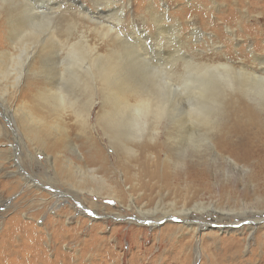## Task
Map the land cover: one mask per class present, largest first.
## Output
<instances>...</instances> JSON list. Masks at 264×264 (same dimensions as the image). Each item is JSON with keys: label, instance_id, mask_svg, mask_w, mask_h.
<instances>
[{"label": "rangeland", "instance_id": "374dc122", "mask_svg": "<svg viewBox=\"0 0 264 264\" xmlns=\"http://www.w3.org/2000/svg\"><path fill=\"white\" fill-rule=\"evenodd\" d=\"M8 2L0 9V51L20 48L21 43L22 54L26 48L31 54L21 95L15 98L10 91L7 96L9 113L0 132V264L70 263L77 242L60 243L61 252L70 255L63 263L55 260L49 241L50 226H58L60 220L68 227L82 225L78 244L88 254L71 264H182L186 257L190 264H264V110L253 92L224 88L219 82L215 95L208 91L202 96L194 93L199 82H193V77L210 83L221 80L210 67L218 62L264 78V0ZM211 70L210 77H200ZM158 75L159 91L170 111L201 108L212 113L208 128H195L197 135L212 139L214 149L191 150L184 126L163 128L155 141L150 133L128 141L135 153L111 140L115 138H110L102 119L116 108V94L129 84L135 89L141 84L151 87ZM59 89L66 108L55 111L51 94ZM135 97L133 93L130 100ZM22 104L26 111L34 108L48 119L52 127L44 132L45 138H35L14 114ZM245 108L256 114L255 122L247 118ZM166 132L172 145L167 144ZM220 141L249 142L252 155L237 158L222 148L228 161L238 162L231 167L215 153ZM16 160L31 181L22 176ZM145 165L158 175L149 178ZM75 166L105 179L107 188L91 179L81 183L78 177L84 174L77 177ZM110 186L128 199L145 192L149 200L138 205L146 209L160 202L167 207L171 202L178 207L210 205L194 211L203 215L200 219L218 221L198 230L202 258L196 259L198 244L187 230L172 240L165 234L170 225L180 223L177 220L164 219L152 227L146 221L116 218L113 214L121 205L110 195ZM75 199L98 216L85 213ZM124 209L130 216H142L134 206ZM101 214L107 218L101 219ZM156 215L163 214L159 210L145 218ZM231 222L243 228L231 225L217 231L218 225L225 228Z\"/></svg>", "mask_w": 264, "mask_h": 264}, {"label": "bare ground", "instance_id": "6f19581e", "mask_svg": "<svg viewBox=\"0 0 264 264\" xmlns=\"http://www.w3.org/2000/svg\"><path fill=\"white\" fill-rule=\"evenodd\" d=\"M8 1L10 0H0V9L4 7ZM7 2V3H6ZM12 34V33H11ZM33 33H31L32 35ZM13 40L15 39V36H12ZM12 37L8 36V40H12ZM26 37V36H25ZM28 37V36H27ZM23 38V37H22ZM10 45V44H9ZM20 48L15 45L14 48L10 49H3L0 51V106L2 108H5L6 111H2L0 109V132L5 129L6 123L5 118L8 117V107H7V96L9 92L11 91L15 96V98H19L22 92V79L24 77V70L26 67V61L30 57V50L26 48V52L22 54L25 49L21 48V43H18ZM12 46V45H11ZM264 64V61L262 62ZM210 67L214 68V72L218 73L222 76V79L219 80L217 83H210L207 81L202 80L199 78L198 80L193 77L194 85L198 81L199 84L195 85L194 88L196 89L194 91L195 94L199 93L202 96H205L206 93L211 92L212 95H215L219 90H217V85L219 82L220 84L224 83L225 86L229 88H236L240 91L245 92H253L255 95L256 100H258L259 104L261 105L262 109L264 110V78L256 75L255 71H248L244 69L243 67L233 66L229 63H221L218 62L217 64H211ZM264 70V67L261 68ZM211 71H204L201 73L200 77H210ZM159 78L156 80V82L151 87H146L145 85L141 84L138 89H135L132 84H129L128 87L123 89V91H120L115 96V106L116 108L112 112H108L105 114L104 118L102 119L105 122L106 128L108 132H110L112 135L109 134L110 138L114 137L115 139H111L113 141L119 142V144H122L123 148H125L126 152H136L134 148L129 147L128 141H135L137 139H142L146 133H150L149 139L152 141H155L158 139L162 134V129L165 128L168 130L171 127H178V126H184L186 127V133L187 137L186 140L189 143V146L191 150L198 152L203 146H210L212 149H214L213 141L210 139L206 134H196V128L195 127H202L206 126L207 128L209 125H211V115L212 113L210 111L204 110V109H197L193 110L190 109L185 112H175L170 111L167 107V100L162 95L163 92L159 91L160 88V79L162 78L160 75H158ZM182 76V74H181ZM247 77V78H244ZM165 80V76L163 77ZM192 79V78H190ZM166 81V80H165ZM183 83V82H182ZM181 83V84H182ZM143 85V86H142ZM220 87V86H219ZM228 88V89H229ZM147 89V90H146ZM135 93L136 97L134 101L130 100V96ZM54 101H55V107L54 110L58 111L59 108H64L65 105L64 101H66L62 89H59L55 91L53 94ZM209 95V94H208ZM257 95H260L258 97ZM94 102V101H93ZM93 102H91L88 105V108L86 110L85 116L89 115L90 109L93 106ZM75 103V102H74ZM74 105V104H73ZM22 109L17 108L16 112L14 114H17V117L21 118L25 124H27L28 129L33 133V136L37 138L38 140L41 138H45L44 132L47 131L48 128H51V124L48 121V119L39 113L35 111L34 108H30L27 111L24 109V105L22 104ZM74 107V106H73ZM66 108V107H65ZM79 116L82 115V111L75 112ZM245 113L247 115V118L250 119V121L255 122L256 120V114L249 108H245ZM204 124V125H202ZM19 129V128H18ZM7 130V129H6ZM202 128L199 130L201 131ZM20 132V131H19ZM47 134V133H46ZM167 136V132L165 133ZM16 140H18V134L16 136ZM47 138V137H46ZM125 139V140H123ZM167 144L172 145L174 142L170 141V137L167 136ZM244 142V141H243ZM238 142L237 144H228L225 141H220V149L215 146V153H217L226 163H228L231 167L234 165H238V162L236 159L233 161H228L225 154L221 152V149L224 148L226 151H228L231 156L239 157V156H245L248 157L252 155L251 149H247V143ZM20 146V145H19ZM249 146V145H248ZM157 144H153V149H156ZM181 147H184L183 144H181ZM74 148H76L74 146ZM18 149V148H17ZM19 150V149H18ZM254 153V152H253ZM30 154V153H29ZM18 161L20 159V156L17 157ZM17 162L18 166L22 168V166ZM68 163H72V161L69 160ZM145 163V162H144ZM154 163V162H153ZM144 165V164H143ZM148 167V165H145ZM144 168L145 172L150 177H156L158 174L155 173L148 168ZM23 174L26 175V179L29 180V178H32V176L25 170ZM143 170V169H142ZM77 177L81 174H84L82 178L78 177L79 181L81 183H86L88 179H91V181L95 182L96 185H98L102 189H106L108 184H106V180L102 179V177H98L97 175H90L82 168V166H75L74 170ZM144 172V174H145ZM92 174V173H91ZM24 177V176H23ZM159 177V176H158ZM139 179L140 175H139ZM164 179V178H163ZM38 182L37 179H34ZM31 181V180H29ZM150 181V180H149ZM149 181L148 186H149ZM34 182V181H33ZM90 182V181H89ZM17 183H19L17 181ZM143 183V182H141ZM111 187V186H110ZM109 187L110 195L114 196L115 199H117L118 203L121 205L116 209L115 215L116 218L121 219V221H127L130 223H134V221L139 222V224H145V221L148 226H156L161 220L169 219V220H177L180 222L176 225H170L169 229L166 230V235H170L169 239L172 240L173 236L179 233L180 231L187 230L189 234H191L192 238L195 240V244L197 245L198 256L197 260L200 259L202 256V241L199 239L198 230L205 229L209 225H214L216 222L214 221H206L204 219H200L202 217V214L194 213V211L202 212L204 210H207L209 206H206L203 202H196L193 206L189 207L187 204H183L181 206H177L175 202H171V206H163L161 203H156L157 205L153 208L146 209L144 205L139 206L138 204L142 203L144 201V198H149L146 196L145 192L142 194V196L135 197V194L130 195V199L128 197H125L123 195H117L116 192H114L112 187ZM147 189V188H146ZM132 192V190L130 191ZM75 202L83 208L84 212L87 214H92L93 210L90 207H85L83 204L79 203L76 199ZM126 202V203H124ZM162 205V206H161ZM79 206V207H80ZM135 207L138 208V212L140 215H133L130 216L129 214H126L124 207ZM164 207V208H163ZM89 210V211H87ZM161 211L163 215L160 217H153L152 219L145 218L148 213H157L158 211ZM63 211V210H62ZM59 213V212H58ZM97 217L98 214H95ZM202 215V216H201ZM101 219L107 218V215L101 214ZM54 218V217H53ZM155 218V219H154ZM49 221H52L49 219ZM48 221V222H49ZM55 223V222H54ZM81 223V222H80ZM77 224L76 226L68 227L65 222H62L61 220L59 222H56V225H51V231L50 239L51 244L53 243L54 251H55V260L58 261L61 258V261L65 263L66 257L70 256L69 254H65L61 252L60 250V243L66 241L67 239H70L74 241L77 244L73 247L74 248V256H70V263L71 260H81V258H84L87 256L88 252H85L83 248H79L78 241L81 242V236L80 233L77 231L82 225ZM45 224H49L46 223ZM257 224V222H256ZM218 225V223H217ZM241 227V225L237 223H228L225 225V228H222L221 225H218L219 230H228V227ZM56 229H58L59 233L57 232L55 234ZM47 230V229H46ZM163 234V233H162ZM191 238V239H192ZM84 239V238H83ZM97 241V240H96ZM108 241V240H107ZM69 242V241H68ZM82 242H88V240H82ZM193 242V241H192ZM109 244V243H108ZM186 248V247H185ZM45 249V248H44ZM193 250V249H192ZM93 254L90 255V257ZM188 255H190L188 253ZM187 256V255H186ZM202 258V257H201ZM211 257H209L210 259ZM51 261L54 262V260L51 258ZM182 264H190L189 259L186 257L184 261H181Z\"/></svg>", "mask_w": 264, "mask_h": 264}]
</instances>
